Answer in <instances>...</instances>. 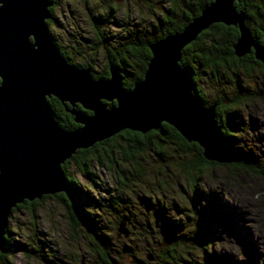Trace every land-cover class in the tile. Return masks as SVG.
I'll return each instance as SVG.
<instances>
[{"label":"rangeland","instance_id":"374dc122","mask_svg":"<svg viewBox=\"0 0 264 264\" xmlns=\"http://www.w3.org/2000/svg\"><path fill=\"white\" fill-rule=\"evenodd\" d=\"M111 5L117 21L102 23ZM171 7L172 0H61L48 28L76 63L91 64L87 67L100 74L109 62L105 46L114 50L137 35L156 36L158 19ZM187 8L192 9V0H181L173 13L181 19ZM199 84L210 104L232 99L223 120L234 126L232 141L243 163L216 165L194 186L184 166L196 151L184 153L161 142L142 154H115L113 167L92 164L94 185L71 161L69 172L82 187L74 202L87 216L86 225L73 231L64 204L55 198L36 205V215L15 209L9 234L13 244L27 250L6 255V263L0 254V264H104L98 239L129 264H264V69L207 68ZM121 220L128 235L117 231ZM165 236L177 241L167 261L161 248L167 246Z\"/></svg>","mask_w":264,"mask_h":264},{"label":"water","instance_id":"95a60500","mask_svg":"<svg viewBox=\"0 0 264 264\" xmlns=\"http://www.w3.org/2000/svg\"><path fill=\"white\" fill-rule=\"evenodd\" d=\"M235 1L212 0L181 30L149 42L152 56L144 76L126 89L113 60L108 77H94L90 68L70 63L60 52L47 24L50 0H0V252L13 208L25 200L68 192L63 164L78 149L124 129L145 134L166 122L198 143L207 160H237L234 144L216 119V105L196 99L193 82L180 64L184 47L221 22L238 27L236 56L253 52L264 65V46ZM52 96L70 104L68 111L80 126L59 124L48 100ZM117 230L128 235L125 220ZM100 242L105 248L104 240ZM170 242L165 236L163 244ZM148 258L153 260V254Z\"/></svg>","mask_w":264,"mask_h":264},{"label":"trees","instance_id":"16d2710c","mask_svg":"<svg viewBox=\"0 0 264 264\" xmlns=\"http://www.w3.org/2000/svg\"><path fill=\"white\" fill-rule=\"evenodd\" d=\"M50 1L52 2L49 6L51 16L47 19L48 25L54 22V10L55 7L60 4L61 0ZM194 1L195 2H193L194 5L191 16H189L184 22L175 24L170 27L165 25L163 26V28L159 27V33L156 36L143 37L141 35H137V37L133 40L127 41L114 50L107 46L104 47L103 50L105 57L109 62L111 60L114 61L120 75L123 78V83L126 89L132 88L134 83L142 79L144 76L145 70L147 69V65L152 56V52L148 46L149 42L161 38L169 33L181 30L187 22H189L194 16L199 15L201 10L205 6L212 2V0ZM173 2H175V0H173ZM236 4L239 9L241 8L246 12V22L251 29L255 40L264 46V0H239L238 2H236ZM116 12V10H110L106 16L101 15L102 23L106 22L105 24H108L112 23L113 21L116 22ZM93 22L96 28V21L94 20ZM51 35L58 45L60 52L67 58L70 63L76 64L81 67H91V64L76 63L70 53L66 51L65 48L55 40L52 33ZM238 36L239 32L237 27L217 22L213 23L207 29L203 30L194 41L187 44L182 50L180 64L187 73L188 78L193 82V89L196 99L205 105H209L210 103H208V101L206 100L205 93L199 84L202 76V70L207 68H211L213 70H219L220 68H244L246 70L248 69V71L250 72L251 70L257 68L264 69V65L261 61L255 58L253 52L242 57L236 56L233 45ZM99 40L104 44V38L102 35L100 36V33ZM109 62L106 64V68L103 73L99 74L92 71L94 77H108L110 75ZM48 100L53 115L61 126L66 129H75L80 126V124L74 121L73 115L68 111V108L71 107L70 104H63L55 96L50 97ZM211 104L216 105V119L222 126L223 131L228 139L235 146V150L237 152V160L235 162L225 164L213 160H207L203 156V149L198 143L189 142L174 126L166 122L162 123V127L160 129L151 130L145 134L138 131L124 129L111 136L110 138L95 143L89 148L78 149L77 152L70 159H68L66 163L63 164L67 178L68 192H59L53 195L47 194L44 195L41 199H35L31 201L25 200L24 202L19 203L15 208H13V211L15 209L25 207L30 211L31 214L36 215V205H41L47 198H55L60 200L64 204L68 214L69 224L73 231L77 230L79 226L86 225V221L88 220V218L84 214V212L79 210L77 204L74 202V197L77 194H80L82 187L79 180L69 172L68 165L71 163V161L75 162L78 169L84 176L90 179L94 185H97L95 184L96 179L92 172V164L99 163L101 165L104 164L109 167H113L117 163V160H114L113 158L115 154L118 153L119 155H124L127 153L133 154L135 152L142 154L152 145L161 147V142H167L176 145L184 153L189 150L196 151L197 157L193 161H188L184 166L186 168V171L189 173V176H191V180L194 186L197 185L198 179H200V176L203 174V172L216 165H225L229 167H232V165H240L241 163H243L242 157L237 146L232 141V134L230 132L234 126L233 124H227L223 120L224 113H226V111L232 106V99L220 97L214 99ZM84 111L87 113H91V111L89 110ZM231 121L232 123H234V118H232L230 122ZM152 138H155V144H153L155 140L153 141ZM119 139H121L122 142L116 145V141ZM158 151L161 153L160 150ZM253 170L262 173L260 172L261 170L255 168H253ZM120 175L121 174H119V176ZM122 184L126 185V183ZM9 232L10 227L7 226L6 242L4 247L5 250L3 252H0V254L4 255L2 257V259H4V263L8 262L6 255L9 256L11 254H14L18 250H27L25 246H21L22 244H13ZM170 240V245L166 247L162 253V257L165 261L169 259V256H172L171 248H175L173 246L176 245L177 242L176 240L171 238ZM100 241L101 239H99L98 244L100 245V248H102L103 246L101 245Z\"/></svg>","mask_w":264,"mask_h":264},{"label":"flooded vegetation","instance_id":"af4514ba","mask_svg":"<svg viewBox=\"0 0 264 264\" xmlns=\"http://www.w3.org/2000/svg\"><path fill=\"white\" fill-rule=\"evenodd\" d=\"M181 0H175V2H173V0H172V5H174V8L172 9V7L170 8V9H168V10H166V11H164V13L161 15V17L158 19V25H159V27H161V28H163V26L165 25V26H168V27H170V26H173V25H175V24H178V23H182V22H184L189 16H191V12H192V10H193V5H194V3L193 2H195L194 0H192V9H189L188 10V8L187 9H185L184 10V12H183V14H182V18L181 19H177L176 18V16L174 15V13H173V11H174V9H175V7H176V4L177 3H179ZM239 0H237V1H235V4H236V2H238ZM236 7H237V4H236ZM238 8V7H237ZM239 9V8H238ZM241 9V8H240ZM109 10H111V11H114V10H116L117 11V8H116V5H111L110 6V8H109ZM246 20H247V17H246ZM246 24H247V22H246ZM232 26H234V27H237V26H235V25H232ZM248 26V25H247ZM249 27V26H248ZM238 28V27H237ZM160 29V28H159ZM263 30V29H262ZM238 32H239V30H238ZM238 38V37H237ZM237 40V39H236ZM255 89H256V87H254V86H252V91L254 92L255 91ZM232 106H233V104H232ZM117 235H118V233H117ZM169 237V236H168ZM171 238V237H170ZM172 239V238H171ZM99 240V239H98ZM98 240H97V242H98ZM169 246V245H168ZM168 246H164V247H161V248H166V247H168ZM160 248V247H159ZM109 249H111V248H100V245L97 243V248H96V250H97V252H98V254H99V257L101 258V261L104 263V264H112L111 263V261H110V259L111 258H114L115 260H117V261H119L121 264H129L127 261L126 262H123L122 260H120L118 257H115V256H113L111 253H110V250ZM117 256V255H116ZM154 257V256H153ZM154 259V258H153ZM82 263H84V260H82ZM91 264V263H90Z\"/></svg>","mask_w":264,"mask_h":264},{"label":"bare ground","instance_id":"6f19581e","mask_svg":"<svg viewBox=\"0 0 264 264\" xmlns=\"http://www.w3.org/2000/svg\"><path fill=\"white\" fill-rule=\"evenodd\" d=\"M187 74V73H186ZM118 234H120V233H118ZM154 258V257H153Z\"/></svg>","mask_w":264,"mask_h":264}]
</instances>
